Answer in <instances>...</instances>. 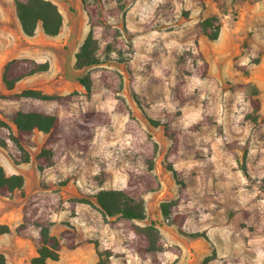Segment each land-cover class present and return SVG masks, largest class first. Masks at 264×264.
I'll return each mask as SVG.
<instances>
[{
  "label": "rangeland",
  "instance_id": "1",
  "mask_svg": "<svg viewBox=\"0 0 264 264\" xmlns=\"http://www.w3.org/2000/svg\"><path fill=\"white\" fill-rule=\"evenodd\" d=\"M51 1L63 16L56 37L41 30L24 37L14 2L0 5V58L50 64L11 92L0 87V121L14 128L15 112L39 110L62 123L90 113L110 123L96 127L87 152L70 147L43 171L36 157L49 134L35 131L26 164L16 165L0 146L7 173L25 178L12 199L0 195V222L18 228L28 195L59 189L64 202L53 217L54 232H74L79 245L71 250L64 241L52 264H264V0H134L124 17L127 45L113 47L104 61L101 43L105 63L81 70L75 56L90 31L82 1ZM209 17L220 25L215 41L201 28ZM79 77L88 78L90 92ZM28 89L72 97L66 110L55 101L12 98ZM168 123L177 143L166 134ZM151 158L161 187L143 195L147 220L132 223H154L165 249L142 257L123 224L89 204L77 202L73 209L70 202L94 203L102 189L126 188L129 173L145 171ZM169 201L179 213L163 220L160 204ZM17 228L38 247L35 228Z\"/></svg>",
  "mask_w": 264,
  "mask_h": 264
},
{
  "label": "trees",
  "instance_id": "2",
  "mask_svg": "<svg viewBox=\"0 0 264 264\" xmlns=\"http://www.w3.org/2000/svg\"><path fill=\"white\" fill-rule=\"evenodd\" d=\"M16 14L21 25L22 32L27 37L36 35L38 28L49 37L58 36L63 27V16L58 6L51 0H13ZM85 11L90 31L76 53L75 67L85 69L104 64L113 47L122 48L127 45L125 38L126 27L124 17L128 6L134 0H81ZM112 21V22H111ZM204 35L211 41L218 39L220 25L216 17H209L201 22ZM104 45L107 57L103 61L99 58L100 44ZM132 51V44H129ZM117 55L122 53L117 52ZM50 69V64L38 62L32 58H15L7 62L2 74V82L8 90H13L22 79L37 73H45ZM78 81L90 92L92 87L86 77H79ZM71 95L56 96L47 95L38 90H24L13 96V99H33L38 101H55L61 108L67 109ZM130 115V111L126 110ZM132 120V119H131ZM11 121L14 128L0 121V131L4 134L0 138V146L5 149L16 165L26 164L30 161V154L26 146H33L32 138L35 131L49 134V138L36 157V167L43 171L57 164L70 147L87 152L89 139L94 130L101 123H110V118L101 113L80 114L76 118H68L60 121L54 114L39 110L17 111ZM136 123L135 120H133ZM159 125V123H154ZM166 134L177 143L171 130V124H164ZM150 138V136H148ZM7 141H11L17 151H12ZM156 149V144L153 145ZM172 172V168H169ZM154 163L151 158L145 171L129 173L126 188L122 190H100L94 197V203L87 200H71L70 205L74 209L77 202L86 203L94 207L104 218L114 219L123 224L122 229L132 239V247L142 257L151 252L164 251V241L160 231L154 223L143 227L133 224V221L144 222L147 220L145 211L144 194L154 193L160 190V182L153 174ZM104 181L105 175L100 178ZM25 178L21 174L8 175L0 164V195L12 199L17 191L23 189ZM63 196L61 190H40L28 195L23 205V225L17 228L22 231L26 227H33L38 233L37 256L32 258L30 264H50L49 261L60 260V252L65 241L68 249H75V233L64 231L60 237L50 233L54 225L53 217L62 210ZM163 220H174L173 214H178V206L175 202H163L160 204ZM174 224L176 222H173ZM10 233L7 225L0 224V237ZM0 264H6V257L0 253ZM97 264H102L100 261Z\"/></svg>",
  "mask_w": 264,
  "mask_h": 264
},
{
  "label": "crops",
  "instance_id": "3",
  "mask_svg": "<svg viewBox=\"0 0 264 264\" xmlns=\"http://www.w3.org/2000/svg\"><path fill=\"white\" fill-rule=\"evenodd\" d=\"M3 1H12V2H14L13 0H2V1L0 0V5L2 4ZM11 5L12 6L15 5V3L14 4L12 3ZM15 10H16V8H15V6H13V12ZM0 12H2V9L1 8H0ZM17 23H18V27H19L20 33L24 37H27L22 32V29H21V25H20L19 20H18ZM39 30H41V29L38 28L37 32ZM23 57H25V56H17V57H13V58H10V59H7V60H2L0 58V87L3 90H5V92H11V91L14 90V89L13 90H8L5 87V85L3 84V82H2V74H3V70H4L5 65L7 64V62H9L12 59H15V58H23ZM26 58H30V57H26ZM4 169H5V167H4ZM5 171L7 173V170L6 169H5ZM12 174H19V173H11V174H8V175H12ZM23 205L21 206V212H23ZM0 224L7 225L10 228V233L4 234V235H2L0 237V243H1L0 253H3L5 255V257H6V264H30L31 259L37 256V248L35 247L34 243L31 241V239H26L25 237H22V236L18 235L17 232H16L17 225L13 224L10 220H8V219L7 220H4L3 222H0ZM64 231L65 230H62L60 233H55L54 232V225L50 229L51 235L57 236V237H60L61 234ZM88 249L90 250V248H88ZM10 252L13 253V258L10 257ZM52 262H54V261H49L50 264H52Z\"/></svg>",
  "mask_w": 264,
  "mask_h": 264
}]
</instances>
